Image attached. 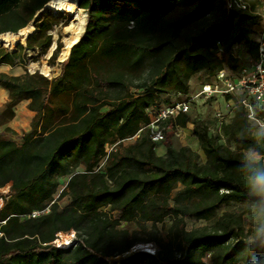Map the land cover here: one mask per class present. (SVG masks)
<instances>
[{"label":"trees","instance_id":"1","mask_svg":"<svg viewBox=\"0 0 264 264\" xmlns=\"http://www.w3.org/2000/svg\"><path fill=\"white\" fill-rule=\"evenodd\" d=\"M48 1L0 0V34L25 27ZM246 1L247 10L227 0H77L87 20L56 75L0 72L8 93L0 127L22 100L33 112L19 141L2 136L15 133L8 126L0 132V187L9 184L0 264H264L257 219L247 227L241 212L218 213L231 202L253 204L243 157L264 154V137L238 96H225L232 114L214 128L188 113L164 121L196 123L204 160L187 145L167 143L157 154L148 126L163 101L189 93L195 74L209 81L222 68L239 71L234 45L257 55L252 34L264 0ZM34 25L27 47L44 51L52 24ZM16 57L3 52L0 63L14 65ZM254 108L264 117L263 105ZM187 219L208 223L188 228ZM70 229L71 242L57 245L58 232ZM140 243L154 252L132 251Z\"/></svg>","mask_w":264,"mask_h":264},{"label":"rangeland","instance_id":"2","mask_svg":"<svg viewBox=\"0 0 264 264\" xmlns=\"http://www.w3.org/2000/svg\"><path fill=\"white\" fill-rule=\"evenodd\" d=\"M44 6L38 12L35 13L31 21L27 24V25H32L33 29L27 31V33L23 36V40H18L17 42L13 43L10 46L4 43H0V54H2L3 52H13V51L18 53V57L15 58L14 65L0 63V72H4L10 75H19L25 73L26 71L30 73L38 71L44 76H47L48 78H51L52 76L56 75L59 72L60 63L67 58L70 51L69 48L67 55L65 56L62 55V49L64 47V38L68 36L67 35L68 33L65 30V28L69 24L70 18L64 12L61 14H55L51 9L45 8ZM80 9H81V16L85 18V22H86L87 12L83 8ZM42 19L52 24V27L45 33L50 35L49 45L44 51H42L37 46L28 48L27 39L29 38L30 35L37 32V29L34 24ZM85 22H84V26H85ZM3 33L4 32H2L1 34ZM45 34L40 33V39H43ZM58 45L60 46L58 47ZM56 49H58V53L56 57L53 59L52 55L54 50ZM232 51L239 58L243 66L246 65L248 66L252 61V58L250 57L249 54L245 52V49L241 44L234 45ZM32 64H34V66H32ZM44 65L49 67L48 74L43 73L41 70L42 66ZM238 72L239 71L237 70H230L229 74L232 77H236L238 75ZM205 82H208V78L205 76V74L203 73L195 74L190 79L189 82V86H190L189 93L191 95L198 93V91L201 89L202 84ZM166 96L167 94L165 93L161 94L162 99L166 98ZM170 98H171V102H173L180 98L183 99L184 97L175 94V95H171ZM7 101H8V93L6 97L3 96L2 100L0 99V110L4 108ZM226 101L227 100L225 99V96L216 95L213 97L205 98L200 94L192 100L188 114H190L191 117L195 118L196 120L207 121L210 124V126L214 128V125H216L217 123L215 119V113L217 111H220L225 114L224 121L225 120L227 121L232 114V105L227 103ZM27 103L25 100H23L14 107L15 110L14 117L8 123L0 127V132L3 131L5 126H8L15 133L3 132L2 134L3 137L13 138L16 141H19L20 134L23 131L29 129V123L31 117L33 116V113L28 116L27 114H24L26 113V111L24 109L22 110L21 107H19V105H23L25 109L28 110ZM163 105H165V101H163L161 107H163ZM18 107L20 108L19 115L24 114L25 116L24 119L15 118L17 116ZM263 108H264V104H263ZM198 128L199 126L196 123H189L183 128L182 127L173 128L170 126L169 131L167 133V138L164 141L157 143L156 146L157 153L158 154L162 153V151H164L165 148L164 146L167 143H171L174 147L187 145L190 146L192 149L196 150L200 154L202 160H204V156L199 147L198 140L194 135V131L197 130ZM258 131L264 132V127H259ZM8 193H9V184L0 187V196H5ZM67 203H68L67 197L62 198L59 201V205L61 208L64 207ZM224 211H238L243 213V215L248 219V221H246L247 227L251 225V221L257 219L253 209V204L231 202L227 205H222L218 210V213H222ZM186 222L188 228L202 226L208 223L205 220H192V219H187ZM168 224H169V220L165 219V223H164L165 227H167ZM123 226L132 229L134 227V224L124 223ZM158 227L162 230L163 233L164 231L161 223H158ZM73 235H74V231L72 229L58 232V238H57L58 242L57 241L56 242L60 243V241L63 240H67L68 242H70V240L73 238ZM145 248L154 249L155 246L152 245L151 243H149V245L145 247L144 246L142 247L141 245L137 244L132 248V251L137 249L145 250Z\"/></svg>","mask_w":264,"mask_h":264},{"label":"built area","instance_id":"3","mask_svg":"<svg viewBox=\"0 0 264 264\" xmlns=\"http://www.w3.org/2000/svg\"><path fill=\"white\" fill-rule=\"evenodd\" d=\"M227 6L240 10L249 9V4L246 0H227ZM256 13L260 17V23L252 34V38L258 44V51L250 64L242 66L236 77H232L229 74L230 70L226 68L220 69L211 81L202 84L198 93L194 95L188 93L183 99L165 105L152 114L148 126L150 127V138L153 142H162L167 138L170 125L164 121L169 117H176L180 113H188L192 100L200 94L205 98L216 95L226 96L228 94L238 96V103L244 106L248 119L256 126L264 127V117L257 115L254 108V103L257 105L264 104V3L261 4ZM222 52V48L218 46L215 54L221 57ZM226 102L231 104L233 108V99H228ZM224 116L225 114L220 111L215 113V119L218 124L224 121ZM111 148L108 147L107 150ZM2 204L3 196H0V206ZM37 213L34 212L33 215ZM56 241L57 239L55 240L57 245L63 246ZM145 250L150 253L154 252V249L145 248Z\"/></svg>","mask_w":264,"mask_h":264},{"label":"bare ground","instance_id":"4","mask_svg":"<svg viewBox=\"0 0 264 264\" xmlns=\"http://www.w3.org/2000/svg\"><path fill=\"white\" fill-rule=\"evenodd\" d=\"M45 8L51 9L55 14H61L66 13L69 16V24L65 28L67 31V37L64 38V47L62 49V55H67L70 46L76 42L80 36V34L83 31L84 28V22L85 18L81 16V9L77 4V0H49L45 6ZM32 25H27L21 29H19L17 32H6L3 34H0V43H4L8 46L12 45L13 43L17 42L18 40H23V36L27 33L28 30H32ZM34 66V64H32ZM42 72L45 74H48L49 67L44 65L41 68ZM20 108L18 107L17 110V116L15 118L17 119H24V114L19 115ZM24 112V111H23ZM67 240L60 241V244L63 246L68 244ZM58 242V241H57ZM142 247L148 246L145 243L139 244Z\"/></svg>","mask_w":264,"mask_h":264},{"label":"clouds","instance_id":"5","mask_svg":"<svg viewBox=\"0 0 264 264\" xmlns=\"http://www.w3.org/2000/svg\"><path fill=\"white\" fill-rule=\"evenodd\" d=\"M264 137V132H261ZM244 167L248 170L247 187L254 197L253 209L257 217L256 234L264 238V154L249 150L243 157Z\"/></svg>","mask_w":264,"mask_h":264},{"label":"crops","instance_id":"6","mask_svg":"<svg viewBox=\"0 0 264 264\" xmlns=\"http://www.w3.org/2000/svg\"><path fill=\"white\" fill-rule=\"evenodd\" d=\"M212 78L213 77H211L210 78V80L209 81H211L212 80ZM6 95H7V90L5 89V88H3L2 86H0V99L2 100V98H3V96H5L6 97ZM23 101V100H22ZM22 101H20V102H22ZM26 101V103L28 102V100H25ZM19 102V103H20ZM19 107H21V109L23 110H25L26 111V114L29 116L30 114H32L33 112L32 111H30L29 109L27 110V109H25V107L23 106V105H19ZM189 124V123H188ZM165 147V146H164ZM165 149H166V147L164 148V151H162V153H160L159 155H161V154H163L164 152H165ZM157 152V151H156ZM158 154V153H157Z\"/></svg>","mask_w":264,"mask_h":264},{"label":"water","instance_id":"7","mask_svg":"<svg viewBox=\"0 0 264 264\" xmlns=\"http://www.w3.org/2000/svg\"><path fill=\"white\" fill-rule=\"evenodd\" d=\"M83 30H84V28H83ZM79 39V38H78Z\"/></svg>","mask_w":264,"mask_h":264},{"label":"snow or ice","instance_id":"8","mask_svg":"<svg viewBox=\"0 0 264 264\" xmlns=\"http://www.w3.org/2000/svg\"><path fill=\"white\" fill-rule=\"evenodd\" d=\"M66 243H67V241H66Z\"/></svg>","mask_w":264,"mask_h":264}]
</instances>
